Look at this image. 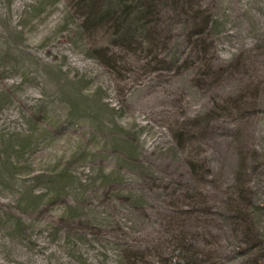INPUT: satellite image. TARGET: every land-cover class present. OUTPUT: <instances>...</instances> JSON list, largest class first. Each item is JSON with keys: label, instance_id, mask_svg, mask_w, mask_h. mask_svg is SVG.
I'll return each instance as SVG.
<instances>
[{"label": "rangeland", "instance_id": "rangeland-1", "mask_svg": "<svg viewBox=\"0 0 264 264\" xmlns=\"http://www.w3.org/2000/svg\"><path fill=\"white\" fill-rule=\"evenodd\" d=\"M185 1L0 0V264H264V0Z\"/></svg>", "mask_w": 264, "mask_h": 264}, {"label": "trees", "instance_id": "trees-1", "mask_svg": "<svg viewBox=\"0 0 264 264\" xmlns=\"http://www.w3.org/2000/svg\"><path fill=\"white\" fill-rule=\"evenodd\" d=\"M185 2H187V3H189V2H193V0H187V1H185ZM151 7H152V5H150L149 4V6L147 5V6H145V5H143V7L142 8H130L129 9V15H130V19H131V21H132V26L133 27H138V25L140 24V23H142L143 22V20L147 17V16H149V18L151 17V13L152 12H150V9H151ZM185 11H190V12H193L192 14H196V11H193V7L192 6H188V9L186 8V10ZM108 17V16H107ZM106 16H103V15H101V17L100 18H102L101 19V21H104V20H108L109 21V17L107 18ZM191 18H194V15L192 16L191 15ZM100 20V19H99ZM141 20H142V22H141ZM145 21V20H144ZM206 24H207V21H206V19L204 20V21H202V27L204 26V28L206 27ZM140 26V25H139ZM201 27V28H202ZM139 28V27H138ZM202 30V29H201ZM198 34L199 35H202V31H199L198 32Z\"/></svg>", "mask_w": 264, "mask_h": 264}]
</instances>
